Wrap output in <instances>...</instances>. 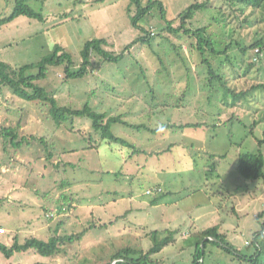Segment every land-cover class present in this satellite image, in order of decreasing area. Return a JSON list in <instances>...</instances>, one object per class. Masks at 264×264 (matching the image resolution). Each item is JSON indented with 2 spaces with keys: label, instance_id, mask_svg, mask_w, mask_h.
Returning a JSON list of instances; mask_svg holds the SVG:
<instances>
[{
  "label": "rangeland",
  "instance_id": "374dc122",
  "mask_svg": "<svg viewBox=\"0 0 264 264\" xmlns=\"http://www.w3.org/2000/svg\"><path fill=\"white\" fill-rule=\"evenodd\" d=\"M10 1L0 0V18L11 13ZM160 1L167 18L176 20L205 0ZM232 1L211 0V8L194 13L187 27H209L220 49L264 38V10ZM28 4L45 21L21 17L0 28V61L37 64L59 46L71 55L76 72L85 45L105 39V51L123 54L117 62L93 54L82 78L67 79L65 65L50 66L35 83L59 106L88 105L107 118L119 117L128 126L113 123L110 133L132 147L102 140L88 117H67L58 127L47 105L0 86V127L46 142L29 140L14 149L0 135V228L6 231L0 243L47 242L86 230L52 257L34 250L9 258L0 252V264H114L111 257L121 249L146 253L152 231L161 237L174 232V242L152 256L153 264H191L195 234L210 228L234 250L252 255L248 245L264 223V216L256 219L264 212V183L245 180L236 169L239 155L257 153L264 139V51L251 49L243 62L236 55L230 64L208 56L224 88L206 82L196 41L169 33L158 8L136 28L132 0ZM143 30L152 38L135 42L146 36ZM239 93L245 95L236 100ZM260 151L264 156V144ZM209 247L204 264H221L222 253Z\"/></svg>",
  "mask_w": 264,
  "mask_h": 264
},
{
  "label": "trees",
  "instance_id": "16d2710c",
  "mask_svg": "<svg viewBox=\"0 0 264 264\" xmlns=\"http://www.w3.org/2000/svg\"><path fill=\"white\" fill-rule=\"evenodd\" d=\"M30 0H12V10L8 16L0 18V28L12 23L18 18L25 17L28 19H34L39 22H44L45 19L41 12H37L32 9L28 2ZM136 5V15L132 18V24L136 28L137 22L144 16H147L155 8H158L161 20L166 24L167 31L175 35H184L188 38L194 39L196 44L194 50L197 51L201 57L202 64L207 66V78L206 82L212 85L213 82H219L222 87H226L223 83V76L219 74L207 59L208 56H213L215 59L219 58L220 61L225 63H233L236 59V55H240L242 62L249 50H257L258 52L264 51V38L261 36L258 39L252 41L248 46L235 41L234 44H229L223 48H218L216 43L213 42L212 36L209 33V27H202L192 30L187 27V23L193 18L194 13L211 8V0H205L203 3H195L178 16L176 20H169L167 18L165 7L160 0H132ZM241 5L251 7L252 9L262 8L264 10V0H233ZM145 2V5H143ZM179 22L178 27H173L174 22ZM257 24L261 23V20L255 18L253 20ZM247 22V21H245ZM248 23V22H247ZM251 23V22H250ZM144 31V30H143ZM145 37L139 38L135 42H149L152 36L148 31H144ZM108 43L105 39L92 40L88 42L81 51L82 64L76 72H71V66L73 61L71 55L65 52L64 49L57 46L54 52L42 58L37 64H25L13 66L8 63L0 61V86L7 87L15 96L20 99L29 102H41L49 107V115L55 121L56 126H60L63 121L70 118L88 117L92 120V127L95 132L100 133L102 140H107L109 143L121 144L123 146L132 147L125 140L114 137L110 133V127L113 123H120L127 125L119 117L107 118L105 114H99L90 109L88 105H85L82 109L74 110L72 108L59 106L56 98L50 95L43 87L36 85V81L44 80L47 76V70L50 66L65 65L66 78H82L87 73V70L91 65V56L93 54L100 55L104 60L117 62L123 57V54L113 56L112 53L105 51L103 47ZM127 48L125 49V51ZM235 50V51H234ZM231 51L233 58L228 55ZM258 56V55H257ZM247 65V70L249 69ZM38 69L36 75L29 74L30 70ZM223 88V89H224ZM226 90V89H224ZM228 91V90H226ZM244 93L234 94L233 97L237 100ZM128 126V125H127ZM135 129H141L142 126H131ZM190 127V126H189ZM0 135L9 142L14 149L21 148L25 143H29V140L38 142L45 145L43 138H37L36 136L19 137L17 130L14 128H2L0 127ZM264 135V133H263ZM264 144V139L258 142L257 153L240 154L238 158L237 173L245 180L257 181L261 180L264 183V156L260 151L261 146ZM158 199L153 200L152 204H155ZM264 216V212L256 216L259 220ZM91 228V227H90ZM89 228V229H90ZM65 236V237H51L47 242H41L36 238H31L20 244L17 240L8 247L3 243H0V252L6 257H11L14 253L27 252L34 250L36 253L43 257H52L59 253L60 247L65 242L73 243L74 240H79L83 234ZM152 240L151 248L146 252H138L136 250L125 248L117 251L112 255L111 260L114 264H153L152 256L160 253L164 248L174 242V232L167 231L166 235L161 237V233L158 231H152L149 233ZM195 248L192 257L191 264H204V256L207 248L211 246L220 251L221 264H264V223L260 233L254 235L251 244L248 245L254 249L252 255H243L238 250H234L230 245L223 241V235L218 233L216 228H210L200 233L195 234ZM210 248V247H209ZM111 264V263H109Z\"/></svg>",
  "mask_w": 264,
  "mask_h": 264
},
{
  "label": "built area",
  "instance_id": "2783aa9c",
  "mask_svg": "<svg viewBox=\"0 0 264 264\" xmlns=\"http://www.w3.org/2000/svg\"><path fill=\"white\" fill-rule=\"evenodd\" d=\"M151 35H153V34H151ZM157 192L159 193L160 190H157ZM147 194H151V192L148 191ZM51 216H52V215H51ZM5 233H6L5 229H4V228H0V235H3V234H5Z\"/></svg>",
  "mask_w": 264,
  "mask_h": 264
}]
</instances>
